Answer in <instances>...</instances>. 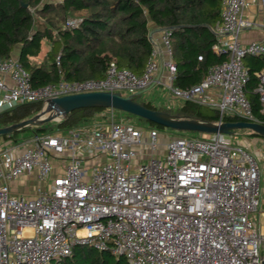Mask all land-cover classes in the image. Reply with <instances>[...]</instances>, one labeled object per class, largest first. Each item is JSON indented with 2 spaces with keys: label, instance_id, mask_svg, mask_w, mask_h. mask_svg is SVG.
Masks as SVG:
<instances>
[{
  "label": "built area",
  "instance_id": "obj_1",
  "mask_svg": "<svg viewBox=\"0 0 264 264\" xmlns=\"http://www.w3.org/2000/svg\"><path fill=\"white\" fill-rule=\"evenodd\" d=\"M255 5L264 10V0H223L212 48L228 59L211 66L191 87L173 84L177 67L171 31L165 28L151 37L153 49L141 74L112 61L102 78L33 86L17 58L0 57V72L13 81L12 86L0 81L1 104L46 105L84 92L145 91L160 81L163 52L170 106L194 101L216 109L218 123L227 115L260 122L247 96L244 58L264 56V40H240L248 28L264 30V16L258 22L245 13ZM78 22L71 19L67 25ZM256 75L264 111V72ZM160 134L118 119L117 110L106 108L91 124L32 135L20 152L19 145L1 148L0 264H63L76 244L124 255L129 264H262L256 157L225 134L171 135L162 151ZM146 146L148 158L134 161ZM88 153L106 160L87 166L83 157ZM63 154V173L53 175L52 157ZM33 172L44 183L34 197L11 189V182Z\"/></svg>",
  "mask_w": 264,
  "mask_h": 264
},
{
  "label": "trees",
  "instance_id": "obj_2",
  "mask_svg": "<svg viewBox=\"0 0 264 264\" xmlns=\"http://www.w3.org/2000/svg\"><path fill=\"white\" fill-rule=\"evenodd\" d=\"M222 3L223 0H0V57L15 56L19 49L16 58L28 71L33 86L61 80L102 78L112 61L118 67L141 74L153 49L151 31L167 28L171 31L173 60L177 67L173 84L188 88L200 83L211 66L228 59L226 53L218 54L212 48L217 42L215 27L220 20ZM71 19H78V24L68 26ZM43 40L51 48L48 59L36 63L32 58L42 50ZM244 63L249 70L247 96L256 118L264 124L262 103L255 91L259 83L256 72H264V56L247 55ZM134 99L147 108L186 118L213 123L220 120L217 110L194 101H185L176 109H167L140 100V95ZM45 107L43 102L13 105L0 112V127L29 119ZM104 109H75L60 120H49L1 137L17 142L21 140L19 135L23 131H29V136H32L91 124ZM136 117L150 128H167ZM117 118L124 119L119 112ZM222 120L243 119L227 115ZM250 131V135L259 136ZM63 264L129 263L124 255L116 256L108 249L76 244Z\"/></svg>",
  "mask_w": 264,
  "mask_h": 264
},
{
  "label": "water",
  "instance_id": "obj_3",
  "mask_svg": "<svg viewBox=\"0 0 264 264\" xmlns=\"http://www.w3.org/2000/svg\"><path fill=\"white\" fill-rule=\"evenodd\" d=\"M151 31L150 36L155 31ZM137 91L124 95L120 91H94L64 95L48 101L43 111L35 116L6 127H0V136L9 134L26 127L41 124L49 120H60L63 115L80 108H112L127 112L131 115L145 118L167 128L183 131H194L207 134L233 135L236 130L249 129L264 137V124L247 120L223 121L213 123L210 121L191 119L169 113L164 110L150 109L135 101V97L142 94ZM264 264V259L262 261Z\"/></svg>",
  "mask_w": 264,
  "mask_h": 264
},
{
  "label": "crops",
  "instance_id": "obj_4",
  "mask_svg": "<svg viewBox=\"0 0 264 264\" xmlns=\"http://www.w3.org/2000/svg\"><path fill=\"white\" fill-rule=\"evenodd\" d=\"M43 1H47V0H43ZM245 13H246L247 17H249L253 20H256L258 22L261 21L263 16H264V10L258 5L250 7ZM158 32H156V34L154 35L157 38L159 37ZM240 40L244 44L248 43L252 40H264V30L261 28H248L240 34ZM50 49H51L50 45L47 43V41L43 40L42 50L40 51V53L37 56L33 57L32 60L35 61L36 63H42V62L47 61ZM18 52H19V49L16 51V55L12 56V57L16 58ZM160 58L162 61V67H161L160 75H159L160 81L158 83L154 84L149 89L143 91L142 94H140V100L145 101V102H151L154 105L160 106V108L176 109L178 106H175V107L170 106L171 96L169 95V93L167 92V90L164 86V84L168 82V70H167V67L165 65V59L166 58H165V54L163 52L160 54ZM1 80L5 81V83H7L9 86L13 85V81L11 80L9 75L3 74L0 72V81ZM1 93L2 92L0 90V112L13 106L10 104H5V105L1 104ZM210 94L214 98L219 97V93L216 90H211ZM104 110L100 111L98 113V115L101 114L102 112H104ZM31 137L32 136H28L22 140L14 142L12 140L3 139L0 136V149L1 148H7L10 146H18L19 145L20 149H17V151L20 152L25 147V145L23 144L24 141L29 140ZM249 140H250V138L247 140V142ZM245 145L247 148H250V147H248L249 146L248 143ZM160 149L163 151L164 147L160 148ZM250 149H252V148H250ZM254 150H256V149H254ZM90 152L93 153V151H90ZM92 153H88L85 157H83V159H85V162H84L85 165L89 166L90 161H93V160L95 162L106 160L105 155H99V154L95 153L94 154L95 156H93V155H91ZM257 153L263 155L262 157L264 160V153H261V149H258L256 151V153L254 151L253 155L256 157ZM65 157H66V154L65 155L64 154L63 155H55L52 157V161L54 163V171H53L54 174L53 175H59V174L63 173ZM256 159H257V157H256ZM55 162H56V164H55ZM258 163H259V161H258ZM259 165H260V163H259ZM260 170H261L260 171L261 202H260V212L256 216V221L258 223V226L260 228L261 233L264 235V169H262V167L260 166ZM10 186H11V189L15 193H24V194H27L29 197H34L35 194L37 193L38 188L43 187L44 183L40 182L36 177V173L33 172L31 174L23 175L18 180L11 182Z\"/></svg>",
  "mask_w": 264,
  "mask_h": 264
},
{
  "label": "rangeland",
  "instance_id": "obj_5",
  "mask_svg": "<svg viewBox=\"0 0 264 264\" xmlns=\"http://www.w3.org/2000/svg\"><path fill=\"white\" fill-rule=\"evenodd\" d=\"M122 93L124 94H131L127 91H122ZM157 106V105H156ZM204 106L205 108H208V109H214L208 105H202ZM160 107V106H159ZM216 110V109H215ZM121 113V115L123 116V118L125 120H128L134 124H136L137 126H140V127H144L146 129H149L150 126H148V124L142 122L138 117H136L135 115H131L129 114V116H127V112H124V111H119L117 110V113ZM141 121V122H140ZM160 131V143H161V147L160 148H163L164 147V143L167 142V138L168 137H172L173 135H185V136H199L200 133L198 132H194V131H183V130H176V129H172V128H165V130H159ZM251 131L249 129H239V130H236V132L231 136V135H227L228 137H230L232 139V142L234 144H241V145H244L246 146L245 144L248 143V147L252 148H248V150L253 154V152L258 150V149H261V153H264V137H261V136H254V135H250ZM30 132L29 131H23L20 133V137H21V140L23 138V136H29ZM168 134V135H166ZM172 135V136H171ZM204 136H208L209 134L207 133H203ZM250 138V140L247 142V140ZM247 139V140H246ZM164 140V141H163ZM256 149V150H254ZM148 153H149V148L146 146L144 148V153L137 157L136 160L134 159V161H139L140 159L142 161L146 160L148 158ZM263 155L257 153L256 154V157L260 163V166L262 167V169H264V160H263ZM95 163V161H90V165L89 166H92L93 164ZM56 164V162H55ZM65 165V163H64ZM261 254L264 255V247L261 251Z\"/></svg>",
  "mask_w": 264,
  "mask_h": 264
}]
</instances>
